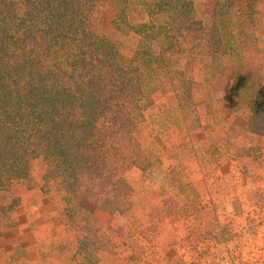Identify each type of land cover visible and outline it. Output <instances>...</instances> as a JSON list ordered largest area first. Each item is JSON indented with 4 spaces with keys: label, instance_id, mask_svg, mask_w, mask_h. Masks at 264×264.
<instances>
[{
    "label": "trees",
    "instance_id": "16d2710c",
    "mask_svg": "<svg viewBox=\"0 0 264 264\" xmlns=\"http://www.w3.org/2000/svg\"><path fill=\"white\" fill-rule=\"evenodd\" d=\"M213 8L207 32L192 0H0V191L26 179L31 161L41 159L42 186L61 193L69 218L78 216V203L126 213L133 190L124 173L147 163L135 136L143 100L177 86L191 94L180 66L194 49L212 64L224 57L243 63V89L258 96L252 114L264 111L257 69L243 62L256 45L238 46L224 30L234 1L214 0ZM255 121L264 134V121ZM98 232L80 233L83 260L93 261Z\"/></svg>",
    "mask_w": 264,
    "mask_h": 264
},
{
    "label": "rangeland",
    "instance_id": "374dc122",
    "mask_svg": "<svg viewBox=\"0 0 264 264\" xmlns=\"http://www.w3.org/2000/svg\"><path fill=\"white\" fill-rule=\"evenodd\" d=\"M192 1L200 27L212 30L214 0ZM231 1L224 30L238 46L255 43L243 62L264 86V0ZM134 45L130 36L126 53ZM199 52L180 66L191 94L177 86L143 100L135 136L147 163L124 173L132 207L110 214L78 203L73 220L61 193L42 186L44 164L34 159L26 179L0 191V264H264V134L255 123L264 111L252 114L258 96L243 89V63L212 64ZM96 227L89 262L77 252L80 233Z\"/></svg>",
    "mask_w": 264,
    "mask_h": 264
},
{
    "label": "crops",
    "instance_id": "0c3cea01",
    "mask_svg": "<svg viewBox=\"0 0 264 264\" xmlns=\"http://www.w3.org/2000/svg\"><path fill=\"white\" fill-rule=\"evenodd\" d=\"M228 211H229V209H228ZM50 245V244H49ZM50 258H53V257H50ZM39 259V257H36V260H38ZM54 259V258H53ZM59 264H61V263H59Z\"/></svg>",
    "mask_w": 264,
    "mask_h": 264
}]
</instances>
